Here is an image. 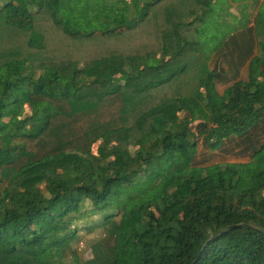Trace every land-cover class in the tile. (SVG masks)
Wrapping results in <instances>:
<instances>
[{
    "label": "trees",
    "instance_id": "trees-1",
    "mask_svg": "<svg viewBox=\"0 0 264 264\" xmlns=\"http://www.w3.org/2000/svg\"><path fill=\"white\" fill-rule=\"evenodd\" d=\"M215 1L0 0V264H264V38L219 92Z\"/></svg>",
    "mask_w": 264,
    "mask_h": 264
},
{
    "label": "rangeland",
    "instance_id": "rangeland-1",
    "mask_svg": "<svg viewBox=\"0 0 264 264\" xmlns=\"http://www.w3.org/2000/svg\"><path fill=\"white\" fill-rule=\"evenodd\" d=\"M126 0H121L123 3ZM146 2L150 0H144ZM263 0H216L214 4L210 5L211 12L208 14L207 18L204 20L203 24L199 27L203 31L201 36V41L207 42L205 44L206 53L212 55L213 48H218L222 45L223 50L215 55L212 64H215L216 59L220 62L221 68L225 70L228 81L226 83L220 84L218 89L219 92L223 93L224 89L228 85L240 80H247V70H242L241 75L237 76L235 71V62L237 60V51L233 45H229L233 37L238 34L243 29L251 27L254 29L255 43H259L264 38L262 32L264 26L260 24V19H258V13L262 7ZM262 15L264 13V8L261 9ZM252 25V26H250ZM251 37L249 33L246 37ZM241 39H239L240 41ZM226 43L229 47H226ZM257 44H255L256 46ZM226 47V48H225ZM241 50V49H240ZM220 56V60H219ZM225 74V75H226ZM156 127L162 128L166 127L167 120L157 119L154 122ZM203 141H200L202 144ZM0 156L2 157V150H0ZM233 162H248L242 155H231ZM85 235H81L84 237ZM69 248V245H67ZM50 247L48 245L42 247L33 248V252L36 254H42L48 251ZM78 262L90 263L94 259L100 260L92 253L89 243L85 238H82L77 243V248L74 253Z\"/></svg>",
    "mask_w": 264,
    "mask_h": 264
},
{
    "label": "crops",
    "instance_id": "crops-1",
    "mask_svg": "<svg viewBox=\"0 0 264 264\" xmlns=\"http://www.w3.org/2000/svg\"><path fill=\"white\" fill-rule=\"evenodd\" d=\"M130 0H127V2H129ZM250 26H252V25H250Z\"/></svg>",
    "mask_w": 264,
    "mask_h": 264
}]
</instances>
